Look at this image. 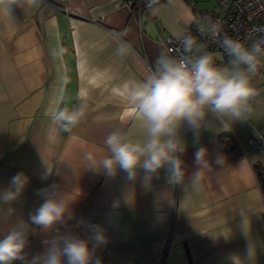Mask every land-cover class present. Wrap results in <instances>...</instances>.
Masks as SVG:
<instances>
[{"label": "crops", "instance_id": "obj_1", "mask_svg": "<svg viewBox=\"0 0 264 264\" xmlns=\"http://www.w3.org/2000/svg\"><path fill=\"white\" fill-rule=\"evenodd\" d=\"M193 1L207 10L218 2ZM193 19L188 0H161L151 9L143 3L133 17L121 0H43L35 9L13 6L10 18L0 15V193L17 173L30 178L17 200L0 204V238L43 202L39 189L56 185L76 193L73 218L47 233L33 225L25 250L30 257L45 251V240L68 234L89 239L90 226L98 225L108 237L95 249L102 264H233L232 257L264 264V148L247 142L264 136V66L252 78L256 95L247 120L218 134L202 130L198 144L190 130H182L183 183L168 184L162 168L145 188L143 170L133 182L122 171L109 178L79 163L110 131L137 128L112 89L144 79L163 51L160 38L187 32ZM124 29L132 51L119 58L111 33ZM57 43L67 50L62 61L51 56ZM216 60L222 65L227 57ZM82 89L89 97L86 117L70 137L61 132L50 140L48 114L58 104L74 107ZM223 135L232 149L222 145ZM198 147L208 149L210 169L194 188ZM49 168L52 175L42 179ZM114 201L119 207L113 208Z\"/></svg>", "mask_w": 264, "mask_h": 264}, {"label": "clouds", "instance_id": "obj_2", "mask_svg": "<svg viewBox=\"0 0 264 264\" xmlns=\"http://www.w3.org/2000/svg\"><path fill=\"white\" fill-rule=\"evenodd\" d=\"M43 0H0V15L10 18L13 6L38 8ZM157 0H145L149 9ZM201 37L218 38L219 22L198 25ZM116 42L115 55L126 58L132 51L131 43L125 38L127 30L111 33ZM176 54L161 52L154 67L142 80H128L112 89L113 95L134 114L137 128L123 126L110 131L102 146H93L84 151L79 163L94 172H103L106 177H115L117 171L126 174L128 181H136L138 171L143 170V186L149 187L151 180L160 169H166V182L178 185L184 182V161L187 144L181 135L187 128L193 134V142L199 143L201 132L219 133L230 130L237 121H245L251 113L250 100L256 95L252 78L264 66V34L245 42L239 38L224 35L218 39L226 63L220 65L213 52L207 50L206 43L191 33L176 36ZM66 49L59 43L51 49L54 60L62 61ZM66 77L61 76L63 83ZM88 92L82 89L74 107H60L59 104L48 114L49 139L54 141L59 133L69 137L87 114ZM218 125L217 126V123ZM192 186H199L210 169L207 159L208 149L198 147L194 152ZM220 158H217V162ZM52 175L46 169L42 179ZM30 178L23 172L11 179V186L0 193V204H11L17 200ZM42 203L28 217L18 220L0 238V264H102L96 257L95 249L108 243L103 228L91 225L89 239H81L74 234L58 235L45 240V251L29 256L25 251L29 235L34 234L33 225L43 232H51L57 225L73 218L71 206L75 192H62L58 186L50 185L39 189ZM119 201L113 202V208ZM13 209H8L11 215ZM83 223V222H81ZM92 247H89V243ZM233 264H240L232 257Z\"/></svg>", "mask_w": 264, "mask_h": 264}, {"label": "built area", "instance_id": "obj_3", "mask_svg": "<svg viewBox=\"0 0 264 264\" xmlns=\"http://www.w3.org/2000/svg\"><path fill=\"white\" fill-rule=\"evenodd\" d=\"M188 1L194 10V19L185 33H191L203 40L208 51L223 54L218 39L224 35L250 42L251 39L264 34V0H218L217 7L213 10L202 9L193 0ZM121 2L130 9L133 17L141 10L145 0H121ZM207 22H219L221 31L218 38L200 36L197 31L198 25ZM160 42L163 52L176 54L179 47L176 37L164 36L160 38ZM217 63L220 64L218 61ZM247 142L251 147L264 148V136L260 134L249 137Z\"/></svg>", "mask_w": 264, "mask_h": 264}, {"label": "trees", "instance_id": "obj_4", "mask_svg": "<svg viewBox=\"0 0 264 264\" xmlns=\"http://www.w3.org/2000/svg\"><path fill=\"white\" fill-rule=\"evenodd\" d=\"M220 140H221L222 145L225 148H229V150L232 149V147H231L232 143H231V140H229L228 136L223 135L220 138ZM257 171H259V168L258 167H257ZM261 184H262V188H264V176H262V175H261Z\"/></svg>", "mask_w": 264, "mask_h": 264}, {"label": "rangeland", "instance_id": "obj_5", "mask_svg": "<svg viewBox=\"0 0 264 264\" xmlns=\"http://www.w3.org/2000/svg\"><path fill=\"white\" fill-rule=\"evenodd\" d=\"M215 54L216 57H221L222 56V53L220 52H213Z\"/></svg>", "mask_w": 264, "mask_h": 264}, {"label": "water", "instance_id": "obj_6", "mask_svg": "<svg viewBox=\"0 0 264 264\" xmlns=\"http://www.w3.org/2000/svg\"><path fill=\"white\" fill-rule=\"evenodd\" d=\"M161 0H157V3L160 2Z\"/></svg>", "mask_w": 264, "mask_h": 264}]
</instances>
